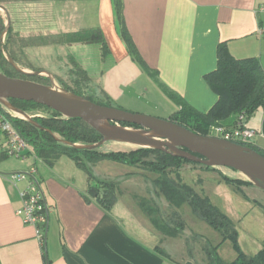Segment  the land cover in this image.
Segmentation results:
<instances>
[{
	"label": "crops",
	"instance_id": "1",
	"mask_svg": "<svg viewBox=\"0 0 264 264\" xmlns=\"http://www.w3.org/2000/svg\"><path fill=\"white\" fill-rule=\"evenodd\" d=\"M121 3L119 22L114 0H23L20 12L25 7L35 11L46 8L51 11L52 22H39L35 13V23L20 25V34L29 38L33 33L66 35L99 30L107 45L106 53L97 44L98 62L88 61L85 56L91 57L90 47L94 44H69L74 59L84 58L77 65L89 77L100 74L102 78H122L120 89L125 86L124 79L131 78L127 88L138 99L148 95L152 101L147 105L168 118L179 109L172 95L203 114L217 104L219 97L205 76L218 68L220 44H226L237 59L257 57L264 69V34L259 33L264 15L257 14L264 0ZM37 47L41 46L25 47L23 52ZM236 121L237 117L231 118L221 126L232 129ZM245 125L257 132L253 146L264 153V108L246 118ZM8 157L6 145L0 143V264H188L182 248L171 244L175 238L157 231L137 205L117 196L110 208L97 199L88 201L92 176L69 156H61L53 165L39 159L32 150L25 152L26 159L15 157L16 164L7 162ZM32 169H36L34 178L48 206L44 244L36 228L18 214L29 179L15 182L11 178ZM101 183L107 182L101 180L94 186L99 192L105 190ZM175 254H181L180 258Z\"/></svg>",
	"mask_w": 264,
	"mask_h": 264
},
{
	"label": "trees",
	"instance_id": "2",
	"mask_svg": "<svg viewBox=\"0 0 264 264\" xmlns=\"http://www.w3.org/2000/svg\"><path fill=\"white\" fill-rule=\"evenodd\" d=\"M11 1L15 0H0V7H3L5 2ZM114 7L116 17L121 22L123 12L121 0H114ZM5 31L7 39L5 44L2 45V35ZM12 33V23L7 30L5 21L0 15V71L9 77L26 79L50 86L49 78H43L41 75L23 74L7 60L2 50L3 46L13 61L21 65L20 59L13 48H11ZM52 42L42 40L40 37L31 40H22L20 49L48 45ZM54 42L58 44H101L103 54L107 50L105 39L99 30L66 34ZM75 65L78 75L84 80L90 81L87 72L80 68L77 63ZM32 71L38 70L32 69ZM42 71L40 70L39 72ZM205 79L213 92L219 97L217 104L207 114H203L183 100L172 95L173 100L179 106V109L170 118L172 122L194 133L211 136L212 128L221 126L222 122L237 117V121L232 125L233 127L237 125L238 118L241 114H244L248 118L256 111L264 108V69L257 57L237 59L230 53L226 44H220L218 48V68L214 72L207 74ZM62 85L68 92H72L76 96L84 97L91 101L81 90H75L64 83ZM10 102L15 107L25 111H42L33 119L37 125L15 118L8 113H3L1 109L0 115L4 114L6 116L12 128L26 141L29 150H32L39 159L48 165L55 164L61 156L67 155L91 176L93 172L92 166L104 160L121 163L134 168H142L153 173L156 176L153 179V184L158 190L159 196L164 197L172 206L178 209L188 204L198 218L207 222L221 233L222 241L217 246H209L210 248L207 251L208 262L206 264H227L219 258L218 248L227 239L236 240L238 233L234 223L207 196H203L194 187L181 182L179 178V172L186 164H193L209 170L217 169L209 168L180 156H175L153 148H138L128 152L120 151L117 153L103 152L98 148L74 149L60 142L58 139L72 144L93 145L101 142L103 136L81 119H66L59 113L34 102L12 99ZM122 126L139 128L128 124H122ZM244 146L255 149L253 144ZM261 154L264 155V153ZM222 176L228 182L251 184L243 180L231 179L223 174ZM101 186L105 190L100 191L98 196L99 201L102 205L110 208L115 199L114 190H112L114 184L101 183ZM42 203L44 207L43 213L48 218V206L45 201ZM138 205L142 212L151 220L156 230L161 234L173 238L180 236L181 229H183L181 224L178 228H175L168 220L162 217L161 211L155 203L142 199ZM175 215L179 217V214ZM46 264H49V261ZM228 264H264V250L260 251L256 256H248L240 253L235 261Z\"/></svg>",
	"mask_w": 264,
	"mask_h": 264
},
{
	"label": "rangeland",
	"instance_id": "3",
	"mask_svg": "<svg viewBox=\"0 0 264 264\" xmlns=\"http://www.w3.org/2000/svg\"><path fill=\"white\" fill-rule=\"evenodd\" d=\"M21 1L23 0L5 2L3 8H0V15L5 21L6 27L9 20L12 23L13 33L11 48H13L21 61V66L14 62L18 69L28 73L43 70L44 72L41 76L50 79V86L61 92L71 94L72 92H68L63 88L62 83H64L75 90H81L92 102L102 106L162 119H170L168 116H163L161 113L157 114L154 108L147 105V103L152 101L148 95H141L140 99H138L132 93V90L127 88L128 86H126V84L131 78H129V80L125 78V86L120 89L119 84L122 82V78L119 77L104 76L102 78L100 74H96L90 75V81L80 77L76 71L75 63H83L84 58L81 56L78 59L75 58L77 59L75 60L69 48V44H58L54 42L60 37H63L62 34L55 33V35L42 34L36 36L35 33H33L29 38H23L20 34V25H33V23H35L33 22L35 21L33 18L35 17V13L37 14L39 22L45 19L50 22L52 15L51 11L46 8H39L35 11L32 8L25 7L21 9L22 12H20L21 7L19 5H22L20 4ZM22 17H24L23 20L25 24L22 23ZM35 25L36 28L42 29L38 24ZM49 27L52 28V24H49ZM37 37H40L42 40L53 42L48 45L37 47L36 49L33 48L26 53L20 49L22 40H31ZM6 39L7 35L5 31L2 35V45L5 44ZM90 48L92 50L90 54L91 57L88 55L85 56V58L87 60L89 59L88 61H95L97 57L99 58L98 49H100V47L94 44ZM2 50L7 60L9 61L11 59L13 61L4 46ZM106 66L109 68L110 63L107 62ZM32 69L38 71H32ZM48 73L51 75L53 74V76H50ZM112 74H115V72ZM43 81L46 82L45 80ZM5 104L10 111L12 107L14 109L17 108L10 101ZM17 109L21 111L17 110L18 113L11 111L13 117L27 122L31 120V118L34 119L36 115L42 112L38 110L30 112L20 108ZM104 126L109 128L107 123H105ZM129 143H131V141L104 139L93 145H77L83 148H98L107 153H117L120 151L128 152L141 147L133 145L127 146ZM6 161L10 164L17 163L15 157L12 156L8 157ZM217 170H209L193 164H186L180 170L179 178L181 182L194 187L203 196H207L211 202L223 211L234 223L238 233L236 240L227 239L218 248L219 258L228 264L235 261L240 253H244L248 256H256L260 251L264 250V189L251 183V179L242 172L229 168H217ZM222 174L231 179L249 182L252 185L242 182H228L223 178ZM155 177L153 173L145 169L134 168L121 163L104 160L93 168L92 186L98 185L101 180L114 184L115 186L112 190H114L115 196L123 202L128 200L131 204L137 205V207H139L138 203L142 199L155 203L159 207L164 219L168 220L175 228H178L180 224L183 228L181 229L182 232L180 236L172 240L171 244L176 249L182 248L183 257L192 264H206L208 262L207 251L210 248L209 246H217L222 241L223 238L221 233L207 222L198 218L188 204L178 209L172 206L164 197L159 196L158 190L153 184V179ZM175 214H179V217ZM180 255L181 254H175V257L180 258Z\"/></svg>",
	"mask_w": 264,
	"mask_h": 264
},
{
	"label": "water",
	"instance_id": "4",
	"mask_svg": "<svg viewBox=\"0 0 264 264\" xmlns=\"http://www.w3.org/2000/svg\"><path fill=\"white\" fill-rule=\"evenodd\" d=\"M10 25L9 20L7 30ZM9 62L19 72L26 75H41L44 72L28 73L18 69L13 61L9 60ZM11 99L34 102L59 113L66 119H81L100 133L103 140L134 141L142 145L140 148L159 149L209 168H229L242 172L251 179V183L264 189V155L251 147L214 136L194 133L170 119L102 106L76 95L68 97L52 86L9 77L0 71V102L6 105L5 103ZM28 122L37 125L32 118ZM100 122L107 123L109 129L103 128ZM122 124L139 128L122 126ZM151 133L154 136H148ZM64 143L78 150L94 148H83L77 144ZM99 190L98 187H92L88 192L87 200L97 199L99 201ZM188 264L192 263L188 262Z\"/></svg>",
	"mask_w": 264,
	"mask_h": 264
},
{
	"label": "built area",
	"instance_id": "5",
	"mask_svg": "<svg viewBox=\"0 0 264 264\" xmlns=\"http://www.w3.org/2000/svg\"><path fill=\"white\" fill-rule=\"evenodd\" d=\"M257 14L264 15V4L257 9ZM259 33L264 34V27L259 28ZM0 109L11 116V111L0 102ZM15 115V114H14ZM246 116L241 114L238 118L237 125L230 129L224 126H215L212 128L211 136L222 138L241 145H252L257 132L247 128L245 125ZM0 143L6 145V153L21 159H26L25 152L29 150L26 141L12 128L4 114L0 115ZM36 169L28 173L13 174L11 178L15 181L29 179V185L22 193L23 206L18 214L23 218L26 224L36 228V234L42 244L45 242V230L47 226V216L43 213L44 195L40 190L38 182L34 178Z\"/></svg>",
	"mask_w": 264,
	"mask_h": 264
},
{
	"label": "bare ground",
	"instance_id": "6",
	"mask_svg": "<svg viewBox=\"0 0 264 264\" xmlns=\"http://www.w3.org/2000/svg\"><path fill=\"white\" fill-rule=\"evenodd\" d=\"M11 60V59H10ZM12 61V60H11ZM62 94H64V95H66V96H68V97H73L74 95H72V94H69V93H66V92H61ZM2 100L4 101L5 99L4 98H2ZM11 111H13V112H17L18 113V111L16 110V109H14V108H12L11 109ZM26 119H28V118H26ZM103 128H107V127H105L104 125H105V122H100L99 123ZM109 127V126H108ZM107 129H109V128H107ZM148 136H154L152 133L151 134H148ZM136 146V147H138V146H142L140 143H137V142H134V141H131V143H129V144H127V146Z\"/></svg>",
	"mask_w": 264,
	"mask_h": 264
}]
</instances>
